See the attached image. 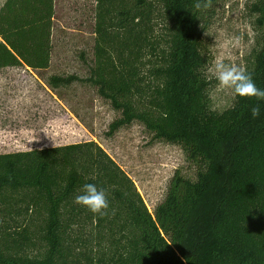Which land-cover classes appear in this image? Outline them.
Segmentation results:
<instances>
[{
	"label": "trees",
	"instance_id": "obj_1",
	"mask_svg": "<svg viewBox=\"0 0 264 264\" xmlns=\"http://www.w3.org/2000/svg\"><path fill=\"white\" fill-rule=\"evenodd\" d=\"M213 7L193 0H95L89 76L48 77L57 90L90 85L118 117L177 145L195 179L175 171L150 212L133 181L94 141L0 153V264H264V102L211 108L203 36ZM261 33L252 74L264 89V0L249 8ZM54 0H5L0 70L49 68ZM94 177V179H93ZM103 188L109 215L74 203Z\"/></svg>",
	"mask_w": 264,
	"mask_h": 264
},
{
	"label": "rangeland",
	"instance_id": "obj_2",
	"mask_svg": "<svg viewBox=\"0 0 264 264\" xmlns=\"http://www.w3.org/2000/svg\"><path fill=\"white\" fill-rule=\"evenodd\" d=\"M4 1L0 0V7ZM253 1L218 0L203 36L205 76L216 112L234 102L229 90L218 87L216 63H235L248 70L260 47L261 33L248 10ZM94 8L95 0H54L49 68L33 71L34 76L20 69L17 76L0 74V153L94 141L130 177L153 212L175 171L195 179V166L186 161L181 148L154 140L138 123L108 136L109 125L119 115L90 85L77 81L54 90L47 84L52 75H75L82 80L89 76Z\"/></svg>",
	"mask_w": 264,
	"mask_h": 264
},
{
	"label": "clouds",
	"instance_id": "obj_3",
	"mask_svg": "<svg viewBox=\"0 0 264 264\" xmlns=\"http://www.w3.org/2000/svg\"><path fill=\"white\" fill-rule=\"evenodd\" d=\"M192 7L198 12L207 11L213 7V0H193ZM214 71L220 89L229 90L234 98L255 99L256 104L251 107V115L257 117L261 111L260 103L264 102V89L257 87L252 74L244 67L223 61L216 63ZM74 203L100 218L109 215L107 193L94 183H85L75 196Z\"/></svg>",
	"mask_w": 264,
	"mask_h": 264
},
{
	"label": "crops",
	"instance_id": "obj_4",
	"mask_svg": "<svg viewBox=\"0 0 264 264\" xmlns=\"http://www.w3.org/2000/svg\"><path fill=\"white\" fill-rule=\"evenodd\" d=\"M21 70V72L24 70V75H31V76H34V73H33V70H31V69H29V68H27V67H25V66H19V67H8V68H4V69H2V70H0V74L2 73V74H13V76H17L18 75V73H19V71H17V70ZM21 72H20V74H21ZM33 132L35 133H37V131H35V130H33ZM33 133V134H34ZM34 136V135H33Z\"/></svg>",
	"mask_w": 264,
	"mask_h": 264
}]
</instances>
